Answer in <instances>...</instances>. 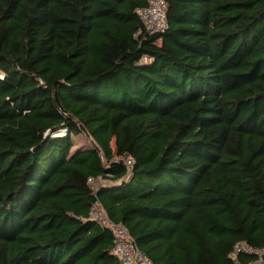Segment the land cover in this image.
Returning a JSON list of instances; mask_svg holds the SVG:
<instances>
[{
	"label": "trees",
	"instance_id": "16d2710c",
	"mask_svg": "<svg viewBox=\"0 0 264 264\" xmlns=\"http://www.w3.org/2000/svg\"><path fill=\"white\" fill-rule=\"evenodd\" d=\"M166 2L0 0V264H122L97 201L154 264L264 249V0Z\"/></svg>",
	"mask_w": 264,
	"mask_h": 264
},
{
	"label": "built area",
	"instance_id": "2783aa9c",
	"mask_svg": "<svg viewBox=\"0 0 264 264\" xmlns=\"http://www.w3.org/2000/svg\"><path fill=\"white\" fill-rule=\"evenodd\" d=\"M147 1L148 5L146 7L137 9V14L144 26L146 36L164 34L169 28L167 18L168 5L166 0ZM141 35L142 32H139L137 37ZM148 61L149 57L146 55L141 59V62ZM123 161L128 169H130L134 163L133 159L130 157L124 158ZM108 182L109 180L104 177H89L87 181L89 187L95 194ZM89 219L99 223L102 227L112 232L113 245L111 252L122 264H154L152 260L136 246L129 229L123 223L112 221L99 201L95 202L93 205ZM241 254H248L254 257V260L249 264H264V249L254 247L246 241L237 242L230 257L236 264H241L239 261V255Z\"/></svg>",
	"mask_w": 264,
	"mask_h": 264
},
{
	"label": "rangeland",
	"instance_id": "374dc122",
	"mask_svg": "<svg viewBox=\"0 0 264 264\" xmlns=\"http://www.w3.org/2000/svg\"><path fill=\"white\" fill-rule=\"evenodd\" d=\"M75 139V144H76V148H84V147H88L91 148L92 144L94 143L92 137H90L88 134H81L77 137H74ZM113 148H115L114 144H113ZM116 160L118 161L119 158L116 157Z\"/></svg>",
	"mask_w": 264,
	"mask_h": 264
}]
</instances>
